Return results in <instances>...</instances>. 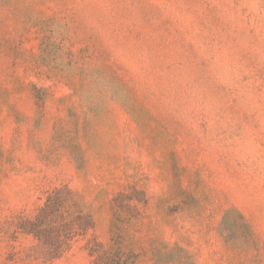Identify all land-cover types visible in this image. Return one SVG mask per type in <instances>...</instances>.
I'll list each match as a JSON object with an SVG mask.
<instances>
[{"label": "rangeland", "instance_id": "obj_1", "mask_svg": "<svg viewBox=\"0 0 264 264\" xmlns=\"http://www.w3.org/2000/svg\"><path fill=\"white\" fill-rule=\"evenodd\" d=\"M104 255L264 264V0H0V264Z\"/></svg>", "mask_w": 264, "mask_h": 264}, {"label": "trees", "instance_id": "obj_2", "mask_svg": "<svg viewBox=\"0 0 264 264\" xmlns=\"http://www.w3.org/2000/svg\"><path fill=\"white\" fill-rule=\"evenodd\" d=\"M65 199L61 191L48 197L44 205L38 210L33 221L25 222L23 230L32 234L40 246V254L48 259L60 256L66 247V242L72 239L76 230L85 231L90 222L83 216L77 215L71 219V214L66 211L62 215ZM104 264L108 263V256L99 257Z\"/></svg>", "mask_w": 264, "mask_h": 264}]
</instances>
